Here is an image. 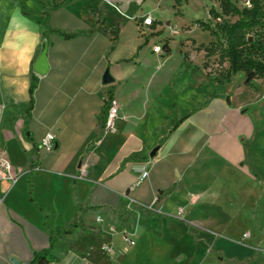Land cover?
I'll return each mask as SVG.
<instances>
[{"label":"crops","instance_id":"0c3cea01","mask_svg":"<svg viewBox=\"0 0 264 264\" xmlns=\"http://www.w3.org/2000/svg\"><path fill=\"white\" fill-rule=\"evenodd\" d=\"M150 1L110 0L114 8L104 0H35L34 15L21 4L10 12L0 4V154L12 177L0 179V264H264L259 242L233 235L226 222L195 219L220 209L227 170L242 176L237 168L249 165L258 174L252 158L261 135L234 130L233 122L217 133L219 123L246 108L188 95L158 76L170 43L168 55L154 54L158 45L149 49L155 69L142 66L151 34L172 30L160 13L163 0ZM145 15L154 30L139 27ZM42 54L46 72L39 75L34 67ZM109 98L119 109L115 134L103 131ZM47 134L51 153L41 148ZM210 154L221 165L212 183L199 185L197 175L212 168ZM201 207L206 212L194 211ZM73 222L72 233L60 234L55 250L35 260L49 249L50 232ZM199 232L206 236L195 239Z\"/></svg>","mask_w":264,"mask_h":264},{"label":"rangeland","instance_id":"374dc122","mask_svg":"<svg viewBox=\"0 0 264 264\" xmlns=\"http://www.w3.org/2000/svg\"><path fill=\"white\" fill-rule=\"evenodd\" d=\"M150 2L153 3V0ZM231 2L241 9L248 0H231ZM1 3L5 4L8 12L12 11L16 4H21L29 14L34 15L38 12L35 0H0ZM211 8L217 12L220 11L216 0H179V5L176 7L175 0H163L160 6V13L163 19L170 23L172 30L167 28V30L163 29V32L156 35L151 34L149 44L143 53L148 59L143 61L142 66L155 69L157 60L149 49L153 45L162 47L163 44L169 45L170 43L171 55L166 58L158 76L163 74L165 81L175 86L180 92L187 90L186 94L188 95L191 92H198L204 96L210 94L211 101L214 100V104L220 101L223 104H227L229 101L233 107L243 106L246 108L239 109L238 114L240 113L241 117L235 115L231 117L233 121L228 120L223 122V124L219 123L216 131L218 133L223 125L228 128L229 123L233 122L234 130L249 129L259 132L261 136L252 158L258 174L255 176L249 173V165H241L242 167L237 168V170L242 171V176L229 170L224 175L221 174V176L225 177V187L219 189V195L223 196L220 200V209L216 210L214 217L206 215L205 217H195V219L198 220L199 224L202 221L211 222L215 219L221 227L223 222H226L227 225L231 226L229 232L233 235H241L242 239L250 238L259 242L258 261H264V178H262L264 176V82L260 81L256 86L248 88L244 85V76L242 74L236 75L230 83L224 85H219L215 82L217 76L224 74L228 67V63L224 58V42L212 38L208 32L203 31L197 25V22L215 24V21H212L208 15V11ZM108 16L109 19L113 17L111 14ZM230 21H233V19ZM173 29L177 33L173 32ZM124 30L128 40L126 44H128L129 50L133 52L135 37L131 21H126ZM165 32L168 35H165ZM142 33L143 31L139 29L140 38ZM178 34L179 36H177ZM205 49L213 52L214 55L205 57ZM159 57L165 58L164 56ZM128 63L135 66L140 65L138 59H132ZM203 66H205L204 71L202 70ZM216 100L220 101L217 102ZM215 124L216 122H214ZM239 139L236 138V141ZM251 145H254V143H249L244 147L246 157ZM238 148L240 149V147ZM208 162L212 168L207 174L197 175L199 185L212 183L216 179L213 172L217 171L221 161L217 156L210 154ZM239 178H241L240 183ZM215 189H217V186H215ZM209 193L212 194V191ZM206 209L201 207L199 210L194 211L202 212L203 210V212H206L204 211ZM178 218L183 219V217ZM193 236L195 239L200 240L206 234L199 232L193 233Z\"/></svg>","mask_w":264,"mask_h":264},{"label":"trees","instance_id":"16d2710c","mask_svg":"<svg viewBox=\"0 0 264 264\" xmlns=\"http://www.w3.org/2000/svg\"><path fill=\"white\" fill-rule=\"evenodd\" d=\"M219 12L211 8L208 11L209 18L215 21L210 23L197 22V25L209 33L212 38L224 42V58L228 63V68L224 74H220L215 79L219 85L229 83L231 78L239 73L245 77L244 85L253 87L254 81H264V0H248V4L241 9L231 0H216ZM179 5V0H175V7ZM233 19V21H230ZM154 28V23L152 25ZM69 40L71 36H62ZM165 54L170 53L168 45L163 44ZM205 57H212L213 52L205 49ZM205 70V66H203ZM37 82L33 80V85L29 89V106L26 117L30 116L33 107V94ZM110 99V98H109ZM180 122L175 125L177 128ZM31 171L29 172L30 176ZM31 197V189L29 190ZM76 227L75 222L62 229L58 228L51 233L50 246L47 251L34 256L35 260L46 258L55 250V243L60 234L70 235Z\"/></svg>","mask_w":264,"mask_h":264},{"label":"built area","instance_id":"2783aa9c","mask_svg":"<svg viewBox=\"0 0 264 264\" xmlns=\"http://www.w3.org/2000/svg\"><path fill=\"white\" fill-rule=\"evenodd\" d=\"M107 4L113 6L110 2V0H104ZM248 2H246L245 5H247ZM114 7V6H113ZM115 8V7H114ZM153 25V19L150 15H145L142 18L141 24L139 27L142 28H150ZM152 52L154 54H162L163 50L162 47L154 46L152 48ZM119 109L117 102L114 99L108 100L107 102V114H106V120L104 123L103 131L106 134H115L118 130V123H119ZM41 148L45 150L48 153L53 152L54 150V138L52 135L47 134L45 138L43 139L41 143ZM146 173L143 172L141 174V177L139 181L143 180L146 177ZM4 178L6 180H11V165L9 161L5 158L4 155L0 154V179ZM182 212H178V217H182ZM130 245H133V243L130 241Z\"/></svg>","mask_w":264,"mask_h":264},{"label":"water","instance_id":"95a60500","mask_svg":"<svg viewBox=\"0 0 264 264\" xmlns=\"http://www.w3.org/2000/svg\"><path fill=\"white\" fill-rule=\"evenodd\" d=\"M34 70L37 74L43 75L46 72V63H45V55L42 54L38 61L35 64ZM104 84H109L112 82L111 78L109 77L108 72H105L102 79ZM15 262L14 260H11ZM16 263V262H15Z\"/></svg>","mask_w":264,"mask_h":264}]
</instances>
